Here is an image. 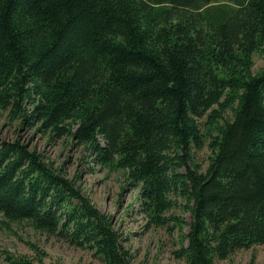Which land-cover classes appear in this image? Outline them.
<instances>
[{"label": "trees", "instance_id": "16d2710c", "mask_svg": "<svg viewBox=\"0 0 264 264\" xmlns=\"http://www.w3.org/2000/svg\"><path fill=\"white\" fill-rule=\"evenodd\" d=\"M263 50L264 0H0V110L127 172L148 226L172 222L188 264H216L264 243ZM78 177L0 136V223L132 264Z\"/></svg>", "mask_w": 264, "mask_h": 264}, {"label": "rangeland", "instance_id": "374dc122", "mask_svg": "<svg viewBox=\"0 0 264 264\" xmlns=\"http://www.w3.org/2000/svg\"><path fill=\"white\" fill-rule=\"evenodd\" d=\"M254 71L264 67V50L254 54ZM0 136L7 140L20 137L30 148L41 152L47 162L62 167L74 177L77 185L103 212L113 216L123 235L132 264H188L179 254L184 234L173 223L148 226L149 218L132 209L138 203V188L129 184L128 173L90 163L92 154L85 145H78L69 137L49 138L45 133L19 127L0 110ZM209 149H197L194 160L204 169L209 163ZM92 166V167H91ZM177 204L168 213L181 215L191 221V212L184 206L186 200L174 195ZM4 219L0 216V220ZM180 227V226H179ZM188 226L184 227V232ZM0 264H105L89 247H81L59 234L36 229L30 220L0 223ZM216 264H264V243L241 249Z\"/></svg>", "mask_w": 264, "mask_h": 264}]
</instances>
